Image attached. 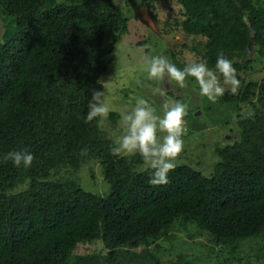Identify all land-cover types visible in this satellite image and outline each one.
I'll list each match as a JSON object with an SVG mask.
<instances>
[{"label":"trees","instance_id":"16d2710c","mask_svg":"<svg viewBox=\"0 0 264 264\" xmlns=\"http://www.w3.org/2000/svg\"><path fill=\"white\" fill-rule=\"evenodd\" d=\"M145 1L157 17L158 0ZM170 1L177 15L157 20L165 34L186 39L180 56L188 49L215 70L222 54L237 69L238 94L226 90L216 102L235 109L237 129L215 147L208 175L179 163L168 184L152 186L139 155L113 156L108 130L85 122L115 37L128 30L122 6L0 0V157L25 149L35 157L29 168L0 162V264H192L182 253L161 257L175 227L206 236L211 264H264V78H245L264 58V0ZM177 54L168 50L167 58L182 69ZM109 116L116 122V112ZM91 163L107 184L103 194L76 176ZM94 241L102 251L75 253Z\"/></svg>","mask_w":264,"mask_h":264},{"label":"rangeland","instance_id":"374dc122","mask_svg":"<svg viewBox=\"0 0 264 264\" xmlns=\"http://www.w3.org/2000/svg\"><path fill=\"white\" fill-rule=\"evenodd\" d=\"M145 0H116L122 6L125 15L128 17V30L123 35L115 37L114 60L109 65L99 80L102 90L105 92V102L110 105L118 114L116 122L108 116L102 128L108 130L113 139L116 140L122 134L120 126V110L127 108L131 110L135 106L137 98H144L162 115V105L165 101H178L187 106V115L184 117L186 132L183 136L184 149L177 158L176 164L187 163L208 175L214 167L218 157L215 147L223 145L226 141H232L236 132L235 109L228 104L211 103L206 97L200 95L199 86L194 78L189 77L187 87L179 88L175 82L148 80L145 69V58L152 55H163L167 57L168 50H175L177 58L183 64L192 61L198 62V57L188 49H183L180 56V44L186 39L179 34L171 32L165 34L161 29V21L169 16H176L178 8L172 1H155L157 5V17H151L154 21V28H151L140 14L141 7ZM147 1V0H146ZM145 1V2H146ZM153 2H150V6ZM171 18V17H169ZM3 32V24L0 19V36ZM190 43V42H188ZM253 52L250 51V55ZM180 68V67H178ZM247 80H261L264 78V58L254 62L252 69L245 75ZM106 85V89L103 87ZM227 88V86H225ZM161 88L165 95H154L152 90ZM248 107V106H247ZM243 107L242 112L247 111ZM158 135H162L159 134ZM97 163V161H91ZM91 163L90 166L80 168L76 174L80 185L94 193L103 194L107 184L102 180L98 163ZM141 168H145L142 165ZM174 239L165 245L161 254L163 260L175 259L180 253L187 256L192 264H211L215 260V254L211 257L209 246L211 245L205 235H198L196 230L185 232L183 228L175 227L173 230ZM191 236H190V235ZM249 244L243 248L247 250ZM218 250V248H215ZM103 244L99 241L79 244L75 253H88L102 251Z\"/></svg>","mask_w":264,"mask_h":264},{"label":"clouds","instance_id":"9594fccd","mask_svg":"<svg viewBox=\"0 0 264 264\" xmlns=\"http://www.w3.org/2000/svg\"><path fill=\"white\" fill-rule=\"evenodd\" d=\"M145 69L148 80L175 82L179 88L187 87L189 77L194 78L199 86L200 95L211 103L229 91L238 94L241 81L238 79L237 69L233 62L222 54L216 59L215 70L208 67L203 60L187 63L182 69L163 55H152L145 58ZM227 86V88L225 87ZM106 89V85L103 83ZM153 94L164 96L161 88H154ZM105 92L93 90L88 104L85 122L97 120L102 125L107 121L109 113L113 111L105 102ZM162 115L157 114L148 100L140 97L136 99L131 110H120V126L122 134L110 149L116 157H131L139 155L142 158L145 170L151 169L152 174L148 183L152 186H161L169 183L168 174L175 169L176 161L184 149L183 136L186 132L184 117L187 115V106L178 101H165L162 105ZM99 118V119H98ZM162 134V135H158ZM87 149H81L86 153ZM35 159L28 150L9 151L0 157V162L11 161L14 166L29 168Z\"/></svg>","mask_w":264,"mask_h":264},{"label":"water","instance_id":"95a60500","mask_svg":"<svg viewBox=\"0 0 264 264\" xmlns=\"http://www.w3.org/2000/svg\"><path fill=\"white\" fill-rule=\"evenodd\" d=\"M140 14H141L142 18L144 19V21H145V22H146L151 28H154V27H155V25H154V21L151 19L148 10H147L145 7H141ZM245 20H246V18H245ZM246 22H247L248 26H250V25H249V22H248V21H246ZM251 32H252V34H254L253 31H251ZM252 48H253V43H252V41H249V42H248V45H247L248 52L252 51ZM165 80H166V79H165Z\"/></svg>","mask_w":264,"mask_h":264}]
</instances>
